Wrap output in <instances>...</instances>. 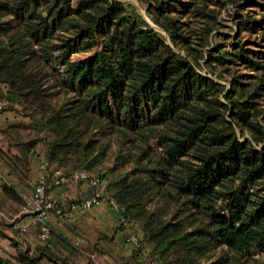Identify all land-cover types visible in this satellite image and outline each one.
Segmentation results:
<instances>
[{
  "label": "trees",
  "instance_id": "16d2710c",
  "mask_svg": "<svg viewBox=\"0 0 264 264\" xmlns=\"http://www.w3.org/2000/svg\"><path fill=\"white\" fill-rule=\"evenodd\" d=\"M258 1L139 0L147 21L117 0H0V116L16 114L0 121V208L12 214L0 216V264H72L87 245L53 228L43 241L38 224L31 243L16 227L40 153L49 194L61 187L56 170L97 176L103 201L137 234L131 255L97 246L94 258L264 264V44L239 39L258 29L241 22L248 7L264 12ZM228 5L241 15L236 42L221 47ZM85 193L52 195V215L61 220ZM8 231L14 252L1 245Z\"/></svg>",
  "mask_w": 264,
  "mask_h": 264
},
{
  "label": "crops",
  "instance_id": "0c3cea01",
  "mask_svg": "<svg viewBox=\"0 0 264 264\" xmlns=\"http://www.w3.org/2000/svg\"><path fill=\"white\" fill-rule=\"evenodd\" d=\"M11 112V111H10ZM11 113H3L0 116V121H4L7 119H13L16 114L12 112V115H8ZM2 136H0V143L3 144ZM39 153V152H38ZM43 155L37 154L32 160V171L30 172L29 177V185L33 186L37 182L41 180V178L46 176L44 169L46 168L45 163L43 162ZM81 190H79V187L76 186V183L73 181H69L68 183H65L61 185V187L55 188L52 192V195L55 199L64 200L66 196L71 195H78L79 193L86 192L90 189V183H83L80 187ZM20 192L24 195H30L31 194V188L26 186H20ZM72 214V217L67 220H60L59 218L52 215L50 217V224L52 225L53 230L55 233H58L59 235L63 236L64 238H67L69 240L72 239V241L76 242L77 244H80L84 241H79L81 239L78 238H72L73 235L69 234L68 232V226L72 228V225H80L81 230L87 235V237L90 239L91 242H98V236L99 233L102 232V236L104 238L106 236H109L110 239H114V241L111 243L112 248L116 250V253H121L123 255H131L133 252L134 246L127 243V240L125 239L126 231L120 229V216L118 212H116L108 202L103 201L100 205L91 208L89 210H74ZM21 223H28L31 224V217L25 216L21 220ZM98 230V232H96ZM77 233V231H76ZM8 237L3 239L1 242V245L4 250L12 252L15 249L12 247V238H14V234H10L7 232ZM28 240L31 243L38 242V234L36 228H33V225L31 224V228L29 229V233H27ZM103 238V237H102ZM84 240V239H83ZM102 242V240H100ZM13 249V250H12ZM151 264H158L157 262H152Z\"/></svg>",
  "mask_w": 264,
  "mask_h": 264
},
{
  "label": "rangeland",
  "instance_id": "374dc122",
  "mask_svg": "<svg viewBox=\"0 0 264 264\" xmlns=\"http://www.w3.org/2000/svg\"><path fill=\"white\" fill-rule=\"evenodd\" d=\"M261 4H264V0H259L258 1ZM127 4H129L132 8H133V12L137 13L138 15L142 16L145 20L149 21L148 17L146 16V9L141 5L140 7V11L136 6H134L131 2H125ZM261 5L257 4L255 6L252 7H248L246 10H244L242 12V14L244 15V19H246V21H244V19L241 22H246L247 26L250 27L251 25L249 24H255V26H257L255 31H252L250 29H247L245 31H242L241 36L239 37L240 42H246L250 41V43L248 42L249 45L248 47L252 48L253 50L255 49H259L258 48V44L260 42H262L264 44V24L262 22L263 20V16H264V12L261 10L260 8ZM239 11L233 6V5H228L226 6L223 11L220 14L219 20L221 21L222 26L219 28V33H222L223 35L220 36H216L215 37V41L217 45L219 46H229L233 45L235 41L234 38H228V36H234L235 32L238 28L237 26V18L239 16ZM241 15V14H240ZM253 20H256L255 22H252ZM261 21V22H260ZM252 22V23H250ZM253 28V27H252ZM262 29V30H259ZM259 42V43H258ZM212 43L214 44V40H212ZM224 44V45H223ZM227 47L225 48V50H227ZM211 49L213 48V46L210 47ZM97 51V48H94L91 52L88 53H79V54H75L72 56V59L74 60H79V61H85L89 58H91L95 52ZM202 74H204L205 76H211L215 79H218L219 77H217L215 74H213L212 72H209L207 69H204L202 71ZM11 113L8 114L9 116L12 115V112L10 111H3L1 112L3 113ZM71 200V199H70ZM73 200V199H72ZM106 202V201H105ZM24 210V208L22 209V211ZM73 210L67 209V215L64 216L61 220H67L70 219L72 217V214L74 212H72ZM12 214L6 210L5 208H0V216H2L3 218H6L7 216H11ZM12 221L13 218H12ZM72 228H70L68 226V232L69 234H72L73 237L72 238H78L83 240L84 242H87V245L85 246L84 249V253H79L75 256H70L69 262L72 264H111L110 262H106L103 261L101 258L97 257H92L90 255H88L87 253L90 252L92 249L94 251H98L99 248H97V246L104 248V249H108V251H110L111 253L113 252L114 254L116 253L113 248H112V242L114 241V239L112 240V238L110 239L109 236H106L104 238V234L99 233L98 236V242H91V238L89 239L87 237V235L81 230L80 225H72ZM77 231V233H76ZM10 234H14L12 231H8ZM98 232V230L96 231ZM104 235V236H102ZM103 237V238H102ZM72 240V239H71ZM100 240H102V242H100ZM86 244V243H85ZM13 250V249H12ZM14 252V251H12ZM98 253L100 254V250L98 251ZM98 253H96L97 255H99ZM66 254V252L64 253ZM87 257H90L87 258ZM92 262V263H91Z\"/></svg>",
  "mask_w": 264,
  "mask_h": 264
},
{
  "label": "built area",
  "instance_id": "2783aa9c",
  "mask_svg": "<svg viewBox=\"0 0 264 264\" xmlns=\"http://www.w3.org/2000/svg\"><path fill=\"white\" fill-rule=\"evenodd\" d=\"M3 108V102L0 101V110ZM56 185H63L71 181H84L90 183V189L86 191L85 196L82 198L79 205H74L73 208L77 210H89L100 205L103 202V192L101 189V181L97 176L89 177L88 174L81 171H75L70 176L64 174L61 170L55 171ZM6 181L0 171V186ZM27 205L24 210L18 213L14 220L16 221V227L23 232H27L30 229L31 224H38L40 226L39 238L43 241L49 240L52 233V227L49 223L50 217L54 214V199L49 194L46 186V176L42 177L38 184L35 186L34 191L30 195H25ZM115 211H120L119 207L113 202H108ZM75 209V210H76ZM58 214L61 210H57ZM31 217V224L21 223L23 216ZM123 224L128 232L127 242L136 244L138 242V236L134 231L129 229V223L122 217L120 218V225ZM83 241V240H79ZM108 259V256H106Z\"/></svg>",
  "mask_w": 264,
  "mask_h": 264
},
{
  "label": "water",
  "instance_id": "95a60500",
  "mask_svg": "<svg viewBox=\"0 0 264 264\" xmlns=\"http://www.w3.org/2000/svg\"><path fill=\"white\" fill-rule=\"evenodd\" d=\"M119 2H122V3H125V2H131L134 6H136L139 10H140V3H139V0H117ZM142 11V10H140Z\"/></svg>",
  "mask_w": 264,
  "mask_h": 264
}]
</instances>
